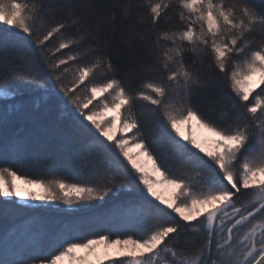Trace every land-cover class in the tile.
I'll return each mask as SVG.
<instances>
[{"label":"snow or ice","instance_id":"obj_1","mask_svg":"<svg viewBox=\"0 0 264 264\" xmlns=\"http://www.w3.org/2000/svg\"><path fill=\"white\" fill-rule=\"evenodd\" d=\"M60 8L0 0L16 80L0 78V129L54 111L85 172L70 182L0 166V217L32 213L0 235V264H264V0ZM117 19L135 84L101 34ZM152 133L182 172L152 151ZM30 144L13 134L0 155L29 161ZM42 212L75 219L47 229ZM85 212L102 231L82 235Z\"/></svg>","mask_w":264,"mask_h":264},{"label":"trees","instance_id":"obj_2","mask_svg":"<svg viewBox=\"0 0 264 264\" xmlns=\"http://www.w3.org/2000/svg\"><path fill=\"white\" fill-rule=\"evenodd\" d=\"M20 2H28V0H20ZM54 4L61 5L60 10L56 13L57 16L64 14V6L71 4L87 3H103L104 0H52ZM260 3V0H257ZM123 23L120 19L116 21L115 30H108L102 32V35L111 37V48L109 49L112 58L121 67V73L126 80H131L135 84L137 76L132 72H126L129 66H135V58L129 53L122 43ZM5 26H0V30ZM74 31V29H73ZM147 45L141 43L136 49L138 55L143 56ZM5 45L0 43V78L5 74L8 69L3 67ZM8 57L11 60L14 56V51L11 46H8ZM10 68V66H9ZM10 79L13 83L16 82L14 77ZM20 99H28V97H21ZM4 101L0 100V107L3 106ZM139 113V108L137 109ZM18 133L20 136L30 139V155L29 161H20L10 155H0V166H10L18 172V174H26L30 177H43L46 179L65 178L68 181H77L83 178L85 169L77 161L74 153L78 150L79 145L75 142H67L65 136L67 130L65 125L57 120L56 113L52 110L40 108L34 111L32 119L18 120L11 124L8 128L0 129V145L4 143L13 134ZM148 142L151 145L152 151L165 162L170 165L173 171L182 172L183 167L180 162L172 155L170 146L166 141H162L159 133H152L148 137ZM162 144L164 146H162ZM193 151H196L193 149ZM122 159V157H121ZM126 163V162H125ZM104 209H98L97 212H103ZM32 215L30 212L21 213L18 217H9L7 219L0 217V235L12 223L19 222L27 216ZM45 228L53 229L60 222H69L74 217L60 216L53 212H42L39 214ZM88 223L85 224L82 235H92L94 232L102 231V229L92 225L91 220L93 213L85 212L79 214Z\"/></svg>","mask_w":264,"mask_h":264}]
</instances>
